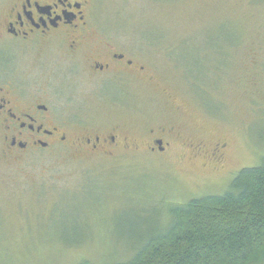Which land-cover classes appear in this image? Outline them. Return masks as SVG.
Returning <instances> with one entry per match:
<instances>
[{"label": "rangeland", "instance_id": "rangeland-1", "mask_svg": "<svg viewBox=\"0 0 264 264\" xmlns=\"http://www.w3.org/2000/svg\"><path fill=\"white\" fill-rule=\"evenodd\" d=\"M91 15L103 42L133 62L127 70L94 73L85 52L66 48L20 58L24 76H126L119 100L77 80L66 95L89 125L69 137L164 125L182 133L163 155H97L71 142L22 152L0 123V264L126 260L135 235L167 225L170 205L223 193L264 155V0H95ZM190 140L227 144L225 167L194 155Z\"/></svg>", "mask_w": 264, "mask_h": 264}, {"label": "flooded vegetation", "instance_id": "flooded-vegetation-1", "mask_svg": "<svg viewBox=\"0 0 264 264\" xmlns=\"http://www.w3.org/2000/svg\"><path fill=\"white\" fill-rule=\"evenodd\" d=\"M94 2L7 1V13L0 19V123L9 148L28 152L34 148L47 150L56 144L67 146L71 142L78 150L97 155L113 156L116 151L138 155L141 150L146 154L163 155L178 138L181 128L164 125L139 132V136L114 128L71 139L69 130L89 125L87 120H78L82 104L76 105L66 95L72 86H80V79L88 78L89 90L94 94L119 100L125 92L117 89L116 84L122 83L126 76H24L22 73L21 57L24 59L33 52L52 47L66 48L76 56L85 52L93 63L94 73L131 67L133 62L125 54L113 51L99 35L92 22ZM187 136H192L190 131ZM202 142L190 140L186 147L215 169L225 167L227 144L208 148Z\"/></svg>", "mask_w": 264, "mask_h": 264}, {"label": "trees", "instance_id": "trees-1", "mask_svg": "<svg viewBox=\"0 0 264 264\" xmlns=\"http://www.w3.org/2000/svg\"><path fill=\"white\" fill-rule=\"evenodd\" d=\"M209 73V67H205L203 76ZM260 159L259 165L234 175L223 193L170 205L163 229L157 227L158 223L148 224L145 231L133 237L126 260L101 264H261L264 155ZM79 264L93 263L81 260Z\"/></svg>", "mask_w": 264, "mask_h": 264}]
</instances>
